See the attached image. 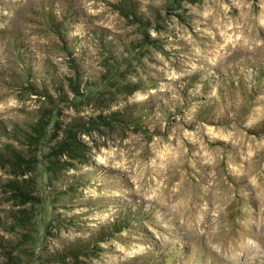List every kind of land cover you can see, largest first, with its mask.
Masks as SVG:
<instances>
[{
  "label": "rangeland",
  "instance_id": "1",
  "mask_svg": "<svg viewBox=\"0 0 264 264\" xmlns=\"http://www.w3.org/2000/svg\"><path fill=\"white\" fill-rule=\"evenodd\" d=\"M6 143L0 264H264V0H0Z\"/></svg>",
  "mask_w": 264,
  "mask_h": 264
},
{
  "label": "trees",
  "instance_id": "2",
  "mask_svg": "<svg viewBox=\"0 0 264 264\" xmlns=\"http://www.w3.org/2000/svg\"><path fill=\"white\" fill-rule=\"evenodd\" d=\"M125 8V9H124ZM126 10V11H125ZM129 10H130V8L128 7V6H124L123 7V10H122V13L123 14H125V15H127V16H129ZM128 11V12H127ZM131 15H133V13H131ZM137 19H136V21H138V22H140L142 19H141V17H136ZM77 71L79 72V69L77 68ZM71 79V78H70ZM69 79V80H70ZM78 84H79V79H78ZM57 112H58V110H57ZM58 114H59V112H58ZM49 117V116H48ZM43 120H44V117H42V116H40V119L38 120V121H36L35 123H33V124H31V125H29V129H34L35 131H42L43 130V128H44V126H45V124H43L42 122H43ZM92 121H90L89 123L90 124H93V123H91ZM70 125V132H72V127H74V128H77V127H82V126H84L85 125V123L84 122H82V121H78V122H72V123H70L69 124ZM33 130V131H34ZM26 136H33V132L32 133H29V134H27ZM75 143V142H74ZM74 143H72V144H74ZM60 146H62V148H65V153H71L70 152V149L72 148V147H69L68 145L66 146V145H64V143L62 142V143H60L59 144V147ZM0 161L1 162H3V164H5V163H7V164H9V165H11V166H14L15 164H21V163H23V162H25V161H22V156L20 155V152L17 150V148H15L12 144H10V143H6L5 145H4V147H3V151H0ZM10 187H11V189L12 190H14V191H16L18 194H21V195H23L24 194V192H23V190H21V187H18L17 185H18V182L17 181H12L11 183L9 182V184H8ZM110 228H111V234H114V233H118V232H121L122 231V229H123V227H118L117 226V224L116 223H113L111 226H110ZM104 238L105 237H101V240H99V239H96L95 241H94V245H95V247L96 246H98L99 245V241H102V240H104ZM88 248H86V249H82V250H80V249H75V250H71V251H69L67 254L66 253H55L53 256L55 257V258H66L67 257V255L68 256H71V257H77L79 254H81V253H85L86 252V250H87Z\"/></svg>",
  "mask_w": 264,
  "mask_h": 264
}]
</instances>
